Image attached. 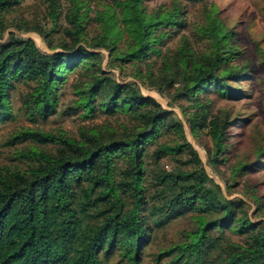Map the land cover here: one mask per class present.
I'll return each instance as SVG.
<instances>
[{
	"label": "trees",
	"instance_id": "obj_1",
	"mask_svg": "<svg viewBox=\"0 0 264 264\" xmlns=\"http://www.w3.org/2000/svg\"><path fill=\"white\" fill-rule=\"evenodd\" d=\"M19 1L0 0V29H4V12ZM44 1L55 23L58 0ZM72 1L65 32L79 40L87 16L85 6ZM145 1L111 0L105 19L98 16L103 35L96 37L92 48L109 47L116 59L127 63L152 54L162 56L160 28L180 27L181 11L148 14ZM199 31L214 42L213 50L194 59L182 42L173 61L164 62L169 83L181 82L177 96L186 98L210 87L221 96L237 93L231 84L241 72L230 64L236 53L224 47L230 32L221 33L215 20ZM123 34L128 36V48L120 51L115 43ZM61 48L44 53L33 39L13 34L0 40V122L10 116L9 96L16 83L26 87L22 106L35 120L55 110L57 89L72 72L78 74L75 108L86 116L100 110L122 114L126 120L80 127L78 138L37 130L23 134L51 140L56 148L52 153L31 149L22 156L35 159L36 165L0 173V264H108L114 253L125 264H140L155 230L176 219L188 220L189 227L159 250L155 261L264 264V221L250 217L244 200L227 198L219 185L208 183L202 167L178 165L168 170L160 165L165 156L184 150L191 155L189 162L200 163L184 139L181 122L169 117L172 112L138 87L109 77L102 70L99 51L77 43ZM198 107L200 113L189 123L207 128L215 164L222 160L229 121L217 114L207 117L208 107ZM170 130L179 133L183 142H161Z\"/></svg>",
	"mask_w": 264,
	"mask_h": 264
},
{
	"label": "rangeland",
	"instance_id": "obj_2",
	"mask_svg": "<svg viewBox=\"0 0 264 264\" xmlns=\"http://www.w3.org/2000/svg\"><path fill=\"white\" fill-rule=\"evenodd\" d=\"M77 1L85 6L87 16L79 40L65 32L69 26L67 15L73 6L72 0H58L59 17L55 23L47 14L44 0H20L11 10L4 12L0 40H8L12 34L31 38L44 53L61 51L62 46L70 47L76 43L99 51L103 55L102 70L109 77L120 84L138 87L145 96L154 98L164 109L172 112L169 117L181 122L184 139L200 159V163L189 162L191 155L184 150L165 156L160 165L168 170L178 165L184 169L204 168L208 183L219 185L229 199L244 200L250 217L264 221V0H146L144 6L148 14L158 15L178 8L183 23L180 27L160 28L164 33L158 42L162 56L152 54L134 63L116 59L109 47L93 49L91 46L96 37L103 35L98 16L105 19V8L111 0ZM211 20L220 25L221 33L229 31L231 34L224 47L236 53L230 64L241 72L238 80L231 84L237 93L221 96L210 87L195 97L177 96L183 84L169 83L164 62L173 61L182 42L190 47L194 59L210 53L214 42L199 29ZM34 27L40 28L41 32L32 29ZM127 38V34H123L116 40L118 50L128 48ZM66 77L57 89L55 110L35 120L29 119L22 106L21 96L27 91L26 87L16 83L9 96L10 116L0 122V173L23 171L36 165L35 159L22 156L31 149L47 153L55 151L56 143L51 140L23 137L28 130L78 138L80 127L114 125L126 120L122 114L100 110L89 116L83 115L79 108H75L77 95L74 86L78 74L67 73ZM198 104L208 107L207 117L217 114L229 121L225 150L219 156L222 160L215 164L211 162L213 145L207 128L192 127L189 123L194 114L200 113ZM184 139L170 130L163 135L161 142L175 145ZM188 227V220L176 219L156 229L154 240L143 249L140 264H163L164 261H155L156 254L178 240ZM108 264L125 263L114 253L108 258Z\"/></svg>",
	"mask_w": 264,
	"mask_h": 264
}]
</instances>
